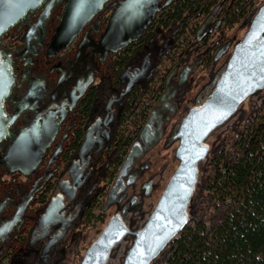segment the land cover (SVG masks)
Wrapping results in <instances>:
<instances>
[{"label": "flooded vegetation", "instance_id": "af4514ba", "mask_svg": "<svg viewBox=\"0 0 264 264\" xmlns=\"http://www.w3.org/2000/svg\"><path fill=\"white\" fill-rule=\"evenodd\" d=\"M120 1L110 0L55 56L49 44L66 0H45L0 39L14 77L0 142V264H81L111 222L124 233L105 264H122L179 167L182 121L210 97L237 43L217 37L226 0L181 19L179 0H162L137 41L104 55L98 44ZM242 106L203 143L189 218L202 171L226 142L213 148L210 140ZM17 141L21 155L45 146L28 174L8 163Z\"/></svg>", "mask_w": 264, "mask_h": 264}, {"label": "water", "instance_id": "95a60500", "mask_svg": "<svg viewBox=\"0 0 264 264\" xmlns=\"http://www.w3.org/2000/svg\"><path fill=\"white\" fill-rule=\"evenodd\" d=\"M110 0H66L64 11L49 44V56L69 47L86 24ZM162 0H122L114 8L98 48L104 55L119 52L137 41L160 9ZM172 0H166L167 5ZM45 0H0V39L27 13L41 7ZM49 7L47 10H49ZM14 84L12 60L0 51V142L10 126L4 102ZM264 91V3L254 13L243 38L231 51L213 92L205 103L191 110L178 131L176 156L179 167L168 182L160 200L142 231L136 234L122 264H151L188 225L187 207L197 183V166L208 154L205 139L226 123L249 98ZM18 141L9 150L8 163H21L24 174L41 160L44 145L18 150ZM21 153V154H20ZM17 154L18 156H15ZM18 158H14V157ZM4 158V159H6ZM124 233L111 222L88 249L81 264H105L113 245Z\"/></svg>", "mask_w": 264, "mask_h": 264}, {"label": "trees", "instance_id": "16d2710c", "mask_svg": "<svg viewBox=\"0 0 264 264\" xmlns=\"http://www.w3.org/2000/svg\"><path fill=\"white\" fill-rule=\"evenodd\" d=\"M216 1L179 0L175 18ZM263 3L226 0L224 27L245 22ZM255 96L210 158L188 225L151 264H264V91Z\"/></svg>", "mask_w": 264, "mask_h": 264}, {"label": "rangeland", "instance_id": "374dc122", "mask_svg": "<svg viewBox=\"0 0 264 264\" xmlns=\"http://www.w3.org/2000/svg\"><path fill=\"white\" fill-rule=\"evenodd\" d=\"M256 12V11H255ZM254 12V13H255ZM254 15V14H253ZM253 15L247 19L245 22H241L240 24L235 25L232 28L226 29L224 28L223 31L220 32V34L217 37H224V39L226 41H231V44H235L236 42H239L246 30H247V25H249V22L251 21ZM263 92V91H262ZM260 92V93H262ZM259 100L258 96H254L252 98H250L249 100H247L244 105L242 106L241 110L236 114V116L229 122L230 126H226L223 128V130H225V133L221 136L218 137V139L215 141V136H217L218 134H220L221 130L217 131L216 134L214 135V138L212 137L210 142H216L214 143V147L219 146V144L221 145V143L224 142L223 139H227V136H229L231 134V130L234 129L238 124L242 123V120L248 115V113L250 112L252 105L256 104L257 101ZM220 149V148H219ZM207 177V168L205 170L202 171V174L200 176V184L203 185V179ZM201 187H198V192L197 195L195 197V203H197L198 200V196L200 194V190ZM194 209V208H193ZM193 209H190L189 213L190 216L192 215Z\"/></svg>", "mask_w": 264, "mask_h": 264}]
</instances>
